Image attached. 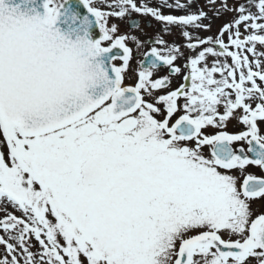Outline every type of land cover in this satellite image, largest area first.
I'll list each match as a JSON object with an SVG mask.
<instances>
[{
	"label": "snow or ice",
	"instance_id": "1",
	"mask_svg": "<svg viewBox=\"0 0 264 264\" xmlns=\"http://www.w3.org/2000/svg\"><path fill=\"white\" fill-rule=\"evenodd\" d=\"M152 3L0 0V264H264V0Z\"/></svg>",
	"mask_w": 264,
	"mask_h": 264
},
{
	"label": "rangeland",
	"instance_id": "2",
	"mask_svg": "<svg viewBox=\"0 0 264 264\" xmlns=\"http://www.w3.org/2000/svg\"><path fill=\"white\" fill-rule=\"evenodd\" d=\"M240 2H244V0H240ZM228 3H229V6L232 5L233 3V0H228ZM199 4L200 5H206L203 10L208 13L209 17H211V30L209 32H200L199 35H201L202 37H206L207 34L209 33H212L214 35V33L216 34L218 32V30L226 23H229L232 19H233V14L232 13H223L222 15H220L219 17L215 16L214 15V12H215V9L212 8L211 5L208 4V0H199ZM152 6H155V0H153V3H152ZM217 6H219V0H217ZM192 11H196V6L194 5L193 8H192ZM164 14H172V15H182L183 13L182 12H178V11H171V12H168L167 10H165V13ZM150 19V18H149ZM151 20V19H150ZM126 21L125 20H113L112 22L113 23H117L119 28H120V33L122 34H129V35H135L137 37H141V38H146L147 37V32H160V29H159V25L158 27L156 26H152L151 28H146L144 31H141V28H136L135 30L133 29H129L128 27H126L127 29H123V22ZM154 22V21H153ZM205 24H208L209 23V20H205L204 21ZM155 25H157L155 22H154ZM123 29V30H122ZM180 41V43L182 42V38L177 34L175 36V41ZM136 58V57H135ZM137 61L135 60L133 62V65H132V70L131 72L134 73L136 70H137ZM131 76H134L131 75ZM134 79L132 80H126L125 82H133ZM3 215V214H2ZM2 250V249H1Z\"/></svg>",
	"mask_w": 264,
	"mask_h": 264
},
{
	"label": "flooded vegetation",
	"instance_id": "3",
	"mask_svg": "<svg viewBox=\"0 0 264 264\" xmlns=\"http://www.w3.org/2000/svg\"><path fill=\"white\" fill-rule=\"evenodd\" d=\"M134 17H137L138 18V21H139V24L140 26L142 25L143 27H141V31H144L146 28H150L152 26V23L150 22V20L148 18H143V17H140L139 15H133ZM132 16V17H133ZM149 39L151 40L150 43L146 46V43L144 40H146V38H141V37H138L139 40L143 43V48L142 50H137L135 48V46L131 43H129L132 47V49L134 50V54L136 56V58H138L140 55H143V52L145 51H148L152 46H157L159 47L158 45H154L153 43V39L160 34V32H149ZM175 36L176 35H173V36H165V39L168 40V42L171 44L173 43V41L179 45L180 44V41H175ZM182 62L181 61H177V64H181ZM167 74V69L165 68H161L160 71L157 73L158 76H163V75H166ZM128 75H131V74H128ZM179 83H181V80L179 78H173V81H172V87H176L179 85ZM229 132H235L237 131L238 129L234 126V122L233 123H230L229 126H228V129H227ZM253 208L254 209H257L259 211H264V201H257L256 203L253 204Z\"/></svg>",
	"mask_w": 264,
	"mask_h": 264
}]
</instances>
